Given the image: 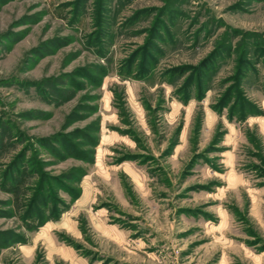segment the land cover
Instances as JSON below:
<instances>
[{
	"label": "rangeland",
	"instance_id": "374dc122",
	"mask_svg": "<svg viewBox=\"0 0 264 264\" xmlns=\"http://www.w3.org/2000/svg\"><path fill=\"white\" fill-rule=\"evenodd\" d=\"M0 264H264V0H0Z\"/></svg>",
	"mask_w": 264,
	"mask_h": 264
}]
</instances>
